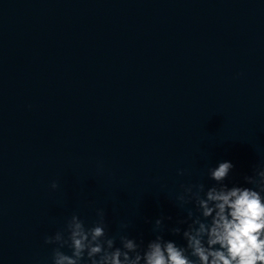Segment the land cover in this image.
I'll return each mask as SVG.
<instances>
[{
	"label": "water",
	"instance_id": "water-1",
	"mask_svg": "<svg viewBox=\"0 0 264 264\" xmlns=\"http://www.w3.org/2000/svg\"><path fill=\"white\" fill-rule=\"evenodd\" d=\"M222 161L264 165V0H0V264L100 209L116 246L162 216L183 245L176 197Z\"/></svg>",
	"mask_w": 264,
	"mask_h": 264
},
{
	"label": "clouds",
	"instance_id": "clouds-1",
	"mask_svg": "<svg viewBox=\"0 0 264 264\" xmlns=\"http://www.w3.org/2000/svg\"><path fill=\"white\" fill-rule=\"evenodd\" d=\"M231 161L219 162L208 169L214 181L205 188L203 183L182 186L176 197L179 206L193 204L187 215L171 227L173 235L185 241L178 245L165 239L164 220L155 221L157 234L146 244L141 238L120 234L110 236L105 213L97 211L91 227L73 214L63 230L45 237V244H54L52 264H264V165L254 166L252 175H245L243 183H225L234 169ZM51 187H58L53 182ZM179 225H187L183 230ZM126 228L127 225H122ZM67 247L71 255L61 251Z\"/></svg>",
	"mask_w": 264,
	"mask_h": 264
}]
</instances>
